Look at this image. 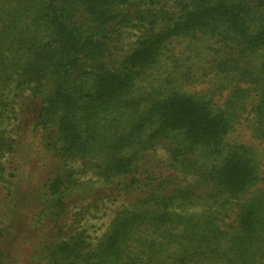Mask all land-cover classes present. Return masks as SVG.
Instances as JSON below:
<instances>
[{"label":"trees","instance_id":"1","mask_svg":"<svg viewBox=\"0 0 264 264\" xmlns=\"http://www.w3.org/2000/svg\"><path fill=\"white\" fill-rule=\"evenodd\" d=\"M198 35L237 57L264 56V0H0V92L27 93L37 139L26 231L39 236L25 264H159L170 246L173 264H260L264 171L246 148L222 151L227 112L178 93L145 107L131 96L170 39ZM242 72L264 141V63ZM4 109L3 98L0 125ZM21 142L0 126V264H13L5 239L19 198L5 161ZM84 196V212L69 216ZM232 203L238 232L220 255L210 215L181 212ZM99 204L120 206L92 246L81 223Z\"/></svg>","mask_w":264,"mask_h":264},{"label":"rangeland","instance_id":"2","mask_svg":"<svg viewBox=\"0 0 264 264\" xmlns=\"http://www.w3.org/2000/svg\"><path fill=\"white\" fill-rule=\"evenodd\" d=\"M263 63L264 56L261 54L248 58L237 57L234 52L228 53V50L219 48V45L215 44L213 40L203 35H198L196 38H172L166 43L157 62L140 72L134 82L131 96L141 98L145 107V104H149L150 99H161L172 93H178L206 103L214 112H227L229 115L228 127L220 141L222 151L227 152L236 147L246 148L252 155L259 177H262L264 141L255 135V118L251 112L256 97L251 90L250 83L244 80L242 69L244 67L255 71V68ZM0 93L4 94L5 100L3 122L0 126L2 129H11V136L14 139L22 140L15 154L5 161L6 172H13L15 175L13 190L19 198L18 208L11 220V226L7 230L8 235L5 243L8 245L13 264H25L30 247L39 236L36 234L37 232L27 233L26 231L29 216L36 211L27 192L29 191V174L33 168L37 167L35 165L37 161L35 158L38 159L35 152L37 139L35 134H30L27 125V121L33 119L31 110L28 109L30 108L29 100H25L27 93L21 96L20 92L15 91L12 85ZM3 98L0 97L2 103ZM23 109L25 114H17ZM110 117H115V115ZM132 152V149L127 148L122 152V155H129ZM91 177V175L80 177V181H88ZM261 184L262 181L250 190L246 197H250L261 187ZM5 191V189L0 191V205L4 203ZM90 201L88 196L75 200L68 207V215L71 216L79 211L84 212L85 206ZM98 206V210L89 207V212L81 223L92 246L96 245L98 239L107 231L110 220L115 211L119 209L120 204L112 208H108L109 206L106 204ZM237 211L235 203H232L223 208L210 210L199 206L192 207L181 213L186 217L199 220L204 218L203 214L210 215L212 223L221 232L219 253L222 255L229 239H233L238 232ZM172 253L177 254L179 250L170 246L161 253L160 256L164 258L159 264H173ZM220 261L221 259H218L216 263L210 264H221ZM188 264H194V261ZM260 264H264V258Z\"/></svg>","mask_w":264,"mask_h":264}]
</instances>
